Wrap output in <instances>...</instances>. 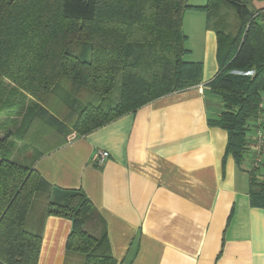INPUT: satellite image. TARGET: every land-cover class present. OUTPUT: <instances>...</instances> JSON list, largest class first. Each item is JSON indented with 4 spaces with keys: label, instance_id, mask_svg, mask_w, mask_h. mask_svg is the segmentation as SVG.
Masks as SVG:
<instances>
[{
    "label": "trees",
    "instance_id": "trees-1",
    "mask_svg": "<svg viewBox=\"0 0 264 264\" xmlns=\"http://www.w3.org/2000/svg\"><path fill=\"white\" fill-rule=\"evenodd\" d=\"M188 10L217 34L208 87L223 111L208 123L227 131L226 154L241 164L251 124L264 132V25L249 0H0V264H38L50 216L72 221L65 264H119L87 195L47 184L34 164L72 134L200 85L203 65L185 60ZM19 143L31 164L14 162ZM250 203L264 209V176L251 177Z\"/></svg>",
    "mask_w": 264,
    "mask_h": 264
},
{
    "label": "crops",
    "instance_id": "crops-1",
    "mask_svg": "<svg viewBox=\"0 0 264 264\" xmlns=\"http://www.w3.org/2000/svg\"><path fill=\"white\" fill-rule=\"evenodd\" d=\"M264 25V0H249ZM207 0H188L202 7ZM188 54L202 83L143 106L45 154L34 169L49 185L82 190L102 217L119 264H264V209L250 203L257 131L241 164L226 154L228 133L210 126L223 102L208 87L219 71L218 39L207 15L183 20ZM108 152L100 165L97 152ZM257 175L264 176L263 164ZM72 221L50 216L38 264H65ZM74 256L66 264H80Z\"/></svg>",
    "mask_w": 264,
    "mask_h": 264
},
{
    "label": "built area",
    "instance_id": "built-area-1",
    "mask_svg": "<svg viewBox=\"0 0 264 264\" xmlns=\"http://www.w3.org/2000/svg\"><path fill=\"white\" fill-rule=\"evenodd\" d=\"M254 150L256 153L254 154L252 161L251 176L258 180H262L263 177L261 175H257V172L260 170L263 164L264 132L261 128H258L257 131V144L255 145ZM108 157V152L99 151L95 154L94 160L98 164L102 165Z\"/></svg>",
    "mask_w": 264,
    "mask_h": 264
},
{
    "label": "rangeland",
    "instance_id": "rangeland-1",
    "mask_svg": "<svg viewBox=\"0 0 264 264\" xmlns=\"http://www.w3.org/2000/svg\"><path fill=\"white\" fill-rule=\"evenodd\" d=\"M229 14V13H228ZM229 21L231 22L232 17H228ZM5 82L6 85H10L9 81L6 79L1 80V83ZM76 136L75 134H72L70 137H68V140ZM23 144L19 143L17 146L13 149V160L14 162L22 165H29L32 163V157L30 156V153L28 154V151L22 150ZM21 159V160H19Z\"/></svg>",
    "mask_w": 264,
    "mask_h": 264
}]
</instances>
